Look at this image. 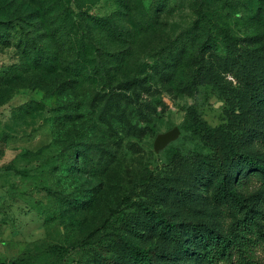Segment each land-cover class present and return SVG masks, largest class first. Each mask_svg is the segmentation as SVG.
I'll return each mask as SVG.
<instances>
[{"label": "rangeland", "instance_id": "obj_1", "mask_svg": "<svg viewBox=\"0 0 264 264\" xmlns=\"http://www.w3.org/2000/svg\"><path fill=\"white\" fill-rule=\"evenodd\" d=\"M145 7L155 34L117 42L132 48L127 67L97 59L55 89L26 23L0 40V264L49 262L53 248L65 249L56 264H204L195 230L227 234L240 207L264 214V0ZM116 12L110 0L89 11ZM182 51L197 61L176 76ZM126 81L137 88L118 91ZM156 216L188 230L185 253Z\"/></svg>", "mask_w": 264, "mask_h": 264}, {"label": "trees", "instance_id": "obj_2", "mask_svg": "<svg viewBox=\"0 0 264 264\" xmlns=\"http://www.w3.org/2000/svg\"><path fill=\"white\" fill-rule=\"evenodd\" d=\"M101 0H0V31L6 30L0 35V40L5 39L8 31L26 23V31L38 34L43 40L41 55L31 46L28 51L32 61H41L50 74L46 79V85L55 89L56 85L66 76L75 77L76 68L86 76L94 75L97 59H100L99 67L102 71L104 57H109L118 65L119 70L129 65L131 49L121 53L117 42L126 37L133 40L140 37L144 40H152L155 34L154 21L156 13L145 7L150 0H110L117 7L114 15L105 17L94 16L89 13L91 8ZM164 1V0H163ZM170 2V0H165ZM198 4L201 0H190ZM4 11V12H3ZM3 12V13H2ZM109 40L108 43H105ZM196 39H193V42ZM151 48H148L150 50ZM149 58L143 60L146 63ZM197 55L186 51L171 55V66L179 68L174 73L176 76L191 74L194 70V62ZM145 61V62H144ZM146 65V64H145ZM186 66L188 70H182ZM184 66V67H185ZM93 67V68H92ZM92 68V69H91ZM91 71V72H90ZM184 72V75L181 74ZM133 79V78H132ZM120 83V82H119ZM181 83H174L172 91L184 92ZM137 88L133 81L120 83L118 91H131ZM103 94L104 97L115 99L114 91ZM99 94L93 95L98 96ZM102 95V96H103ZM101 96V95H99ZM101 96V97H102ZM218 165L219 171L224 170ZM254 167L264 173V166L255 164ZM235 209V208H234ZM244 211V212H242ZM163 225L165 233L185 253L187 250L188 230L180 228L177 224L169 222L162 216H156ZM196 243L200 250L199 256L204 264H264L261 257L264 251V214L259 211H248L244 207L236 208L233 214V225L225 235L211 231L209 235L195 230ZM64 248H53L50 251V260L39 262L37 258H20L10 264H56L59 257L65 253ZM139 264L153 263L147 255L141 258Z\"/></svg>", "mask_w": 264, "mask_h": 264}, {"label": "water", "instance_id": "obj_3", "mask_svg": "<svg viewBox=\"0 0 264 264\" xmlns=\"http://www.w3.org/2000/svg\"><path fill=\"white\" fill-rule=\"evenodd\" d=\"M176 135H177V131L174 130L173 132H170L168 134H165V135L158 137L156 142H155V149L158 150V149L162 148L166 143L173 140L176 137Z\"/></svg>", "mask_w": 264, "mask_h": 264}]
</instances>
